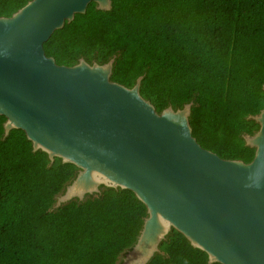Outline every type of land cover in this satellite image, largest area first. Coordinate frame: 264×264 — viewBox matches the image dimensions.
<instances>
[{
	"label": "trees",
	"instance_id": "1",
	"mask_svg": "<svg viewBox=\"0 0 264 264\" xmlns=\"http://www.w3.org/2000/svg\"><path fill=\"white\" fill-rule=\"evenodd\" d=\"M29 0H0L10 16ZM58 64L80 58L104 63L117 55L112 80L132 87L157 111L194 101L193 134L226 159L249 162L255 148L244 134L264 107V0H112L108 10L91 2L44 43ZM0 114V264H115L137 240L146 205L130 189L52 209L55 196L78 168L51 162L24 130L4 135ZM148 264L209 262L173 229Z\"/></svg>",
	"mask_w": 264,
	"mask_h": 264
},
{
	"label": "water",
	"instance_id": "2",
	"mask_svg": "<svg viewBox=\"0 0 264 264\" xmlns=\"http://www.w3.org/2000/svg\"><path fill=\"white\" fill-rule=\"evenodd\" d=\"M91 2L112 6L29 0L0 16L4 135L22 129L34 151L78 168L52 209L102 187L130 189L147 216L120 264H148L173 229L206 251L210 263L264 264V107L249 116L259 128L244 134L253 159H226L194 136V101L159 112L141 93L143 76L132 87L112 80L117 55L58 64L44 43Z\"/></svg>",
	"mask_w": 264,
	"mask_h": 264
},
{
	"label": "rangeland",
	"instance_id": "3",
	"mask_svg": "<svg viewBox=\"0 0 264 264\" xmlns=\"http://www.w3.org/2000/svg\"><path fill=\"white\" fill-rule=\"evenodd\" d=\"M72 181V179L70 180V181H68L67 183H66V185L68 184V183H70ZM66 185H65V187H66ZM65 187L55 196V201H54V203L52 204V208H53V206L55 205V203H56V200H57V196L59 195V194H61V193H63L64 192V190H65ZM105 188L106 187H102L101 188V193L100 194H102V192L105 190ZM100 194H90V195H88L86 198H85V200H87L90 196H92L93 198H95V197H98ZM76 200V199H75ZM75 200H72V201H75ZM84 200V201H85ZM71 202V201H70ZM69 203V202H68ZM63 205H65V204H63ZM130 248V247H129ZM128 248V249H129ZM127 251V249L126 250H124L122 253H120V255L118 256V258H117V260H116V263L115 264H120L121 263V260H122V256L124 255V253ZM162 252V251H161ZM160 252V253H161Z\"/></svg>",
	"mask_w": 264,
	"mask_h": 264
}]
</instances>
